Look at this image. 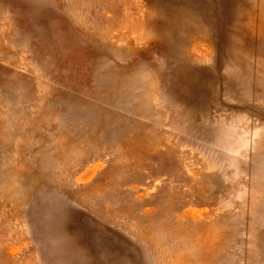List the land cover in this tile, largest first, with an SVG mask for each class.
I'll return each instance as SVG.
<instances>
[{"label": "rangeland", "instance_id": "1", "mask_svg": "<svg viewBox=\"0 0 264 264\" xmlns=\"http://www.w3.org/2000/svg\"><path fill=\"white\" fill-rule=\"evenodd\" d=\"M0 264H264V0H0Z\"/></svg>", "mask_w": 264, "mask_h": 264}]
</instances>
